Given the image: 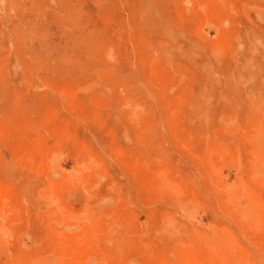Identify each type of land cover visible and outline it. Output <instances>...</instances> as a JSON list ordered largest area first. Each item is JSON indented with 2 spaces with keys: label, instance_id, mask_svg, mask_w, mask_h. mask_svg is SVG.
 <instances>
[{
  "label": "rangeland",
  "instance_id": "1",
  "mask_svg": "<svg viewBox=\"0 0 264 264\" xmlns=\"http://www.w3.org/2000/svg\"><path fill=\"white\" fill-rule=\"evenodd\" d=\"M0 264H264V0H0Z\"/></svg>",
  "mask_w": 264,
  "mask_h": 264
}]
</instances>
